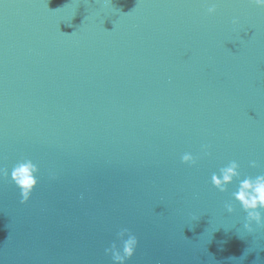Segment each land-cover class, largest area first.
Instances as JSON below:
<instances>
[{
	"label": "water",
	"instance_id": "95a60500",
	"mask_svg": "<svg viewBox=\"0 0 264 264\" xmlns=\"http://www.w3.org/2000/svg\"><path fill=\"white\" fill-rule=\"evenodd\" d=\"M25 159L39 171L22 204ZM233 160L221 193L211 177ZM2 169L0 264H114L123 228L126 264H264V227L233 197L264 174V8L0 0Z\"/></svg>",
	"mask_w": 264,
	"mask_h": 264
},
{
	"label": "clouds",
	"instance_id": "9594fccd",
	"mask_svg": "<svg viewBox=\"0 0 264 264\" xmlns=\"http://www.w3.org/2000/svg\"><path fill=\"white\" fill-rule=\"evenodd\" d=\"M252 2L258 7L264 8V0H252ZM208 14L216 13L215 6L208 8ZM237 20H233V23H237ZM208 145L203 146V151L206 155H211L207 151ZM182 162L189 165H195L197 158L190 153H185L182 156ZM251 167H257L255 161L250 164ZM240 165L236 161H231L227 166L220 168L219 174L214 173L211 177L212 185L221 193L228 190L227 186L233 183L234 179H239ZM38 167L28 159H25L17 163L11 171V180L20 189L21 200L20 203H27L31 197V194L36 187L38 181L36 174L38 173ZM0 173L4 177L8 176L7 169L0 170ZM234 200L240 204L246 215V222L244 228L252 233V223L258 227H264V216H262V210H264V174L258 175L255 178L246 177L240 181L238 190L233 193ZM225 208L228 213L234 212L232 203H226ZM127 237V239H125ZM117 239L121 242L122 247H118L115 242L105 249V254H110L114 264H126V261L130 260L135 254L138 246L137 237L127 228L121 229L117 234Z\"/></svg>",
	"mask_w": 264,
	"mask_h": 264
}]
</instances>
